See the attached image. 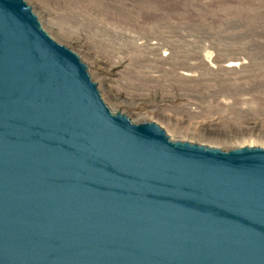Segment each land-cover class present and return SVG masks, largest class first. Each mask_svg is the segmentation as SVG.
<instances>
[{"label":"water","instance_id":"95a60500","mask_svg":"<svg viewBox=\"0 0 264 264\" xmlns=\"http://www.w3.org/2000/svg\"><path fill=\"white\" fill-rule=\"evenodd\" d=\"M0 264H264V148L112 112L24 0H0Z\"/></svg>","mask_w":264,"mask_h":264},{"label":"rangeland","instance_id":"374dc122","mask_svg":"<svg viewBox=\"0 0 264 264\" xmlns=\"http://www.w3.org/2000/svg\"><path fill=\"white\" fill-rule=\"evenodd\" d=\"M112 112L173 141L264 148V0H24Z\"/></svg>","mask_w":264,"mask_h":264}]
</instances>
